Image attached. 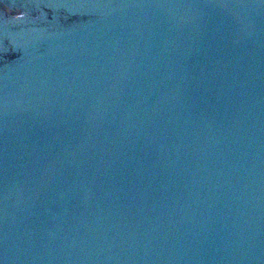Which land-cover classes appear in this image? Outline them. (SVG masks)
Returning a JSON list of instances; mask_svg holds the SVG:
<instances>
[{
  "label": "water",
  "instance_id": "water-1",
  "mask_svg": "<svg viewBox=\"0 0 264 264\" xmlns=\"http://www.w3.org/2000/svg\"><path fill=\"white\" fill-rule=\"evenodd\" d=\"M0 264H264V0H0Z\"/></svg>",
  "mask_w": 264,
  "mask_h": 264
}]
</instances>
